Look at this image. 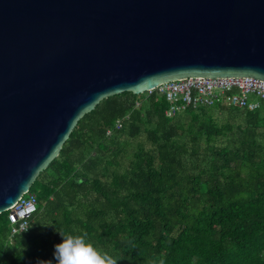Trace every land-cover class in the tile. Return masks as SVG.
<instances>
[{
    "label": "trees",
    "instance_id": "obj_1",
    "mask_svg": "<svg viewBox=\"0 0 264 264\" xmlns=\"http://www.w3.org/2000/svg\"><path fill=\"white\" fill-rule=\"evenodd\" d=\"M170 106L159 89L123 92L79 120L30 189L29 230L12 236L0 214V264L50 260L67 234L117 264H264V99L173 118ZM212 111L231 115L220 125Z\"/></svg>",
    "mask_w": 264,
    "mask_h": 264
},
{
    "label": "water",
    "instance_id": "obj_2",
    "mask_svg": "<svg viewBox=\"0 0 264 264\" xmlns=\"http://www.w3.org/2000/svg\"><path fill=\"white\" fill-rule=\"evenodd\" d=\"M264 81V0H0V214L105 98Z\"/></svg>",
    "mask_w": 264,
    "mask_h": 264
},
{
    "label": "built area",
    "instance_id": "obj_3",
    "mask_svg": "<svg viewBox=\"0 0 264 264\" xmlns=\"http://www.w3.org/2000/svg\"><path fill=\"white\" fill-rule=\"evenodd\" d=\"M157 89L171 103L166 112L171 118L191 106L222 105L255 110L264 99V81L251 77H190L166 82ZM128 118L129 115L119 119L115 129H121ZM111 134L109 130L107 135ZM37 211V195L29 190L6 211L12 236L28 231Z\"/></svg>",
    "mask_w": 264,
    "mask_h": 264
},
{
    "label": "clouds",
    "instance_id": "obj_4",
    "mask_svg": "<svg viewBox=\"0 0 264 264\" xmlns=\"http://www.w3.org/2000/svg\"><path fill=\"white\" fill-rule=\"evenodd\" d=\"M61 235V234H60ZM62 240L54 246L53 258L37 259L35 264H117L107 252H101L83 235H61Z\"/></svg>",
    "mask_w": 264,
    "mask_h": 264
},
{
    "label": "rangeland",
    "instance_id": "obj_5",
    "mask_svg": "<svg viewBox=\"0 0 264 264\" xmlns=\"http://www.w3.org/2000/svg\"><path fill=\"white\" fill-rule=\"evenodd\" d=\"M214 117L217 118L218 123L221 125L225 120L229 118L231 115L229 112H219V111H212L211 112ZM186 120L189 121V117H186ZM141 140H144V138H141ZM220 140H218L219 142ZM137 142L135 140H130V148L136 147ZM35 189V188H34Z\"/></svg>",
    "mask_w": 264,
    "mask_h": 264
}]
</instances>
